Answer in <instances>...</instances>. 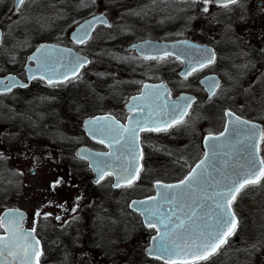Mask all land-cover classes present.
Returning <instances> with one entry per match:
<instances>
[{
    "label": "rangeland",
    "instance_id": "1",
    "mask_svg": "<svg viewBox=\"0 0 264 264\" xmlns=\"http://www.w3.org/2000/svg\"><path fill=\"white\" fill-rule=\"evenodd\" d=\"M81 1L86 2L85 0ZM146 1L143 4L128 7L119 4L116 0H88V5L69 14L64 10L57 9V0H25L13 20L7 23L6 40L2 48H11L13 50L12 59L21 61L40 40L49 39L59 42L66 40L77 21L87 15L99 12L104 6L113 19V24L110 27L100 26L92 39L81 48L83 52L93 57L90 68L92 73H85L69 84L53 88V92L59 99L58 102H56V98L50 99L44 95L39 97L33 95V92H29L31 90L17 92V94L14 92L13 95H10L8 109L12 112L11 124L13 126L11 132L8 131L6 134L0 132V213L9 205L22 207L29 212L30 216L26 224L39 229L45 239L48 256L46 264H159V262L153 261L154 259H144L143 242L149 234L140 226L138 214L129 210L128 202L134 196L139 197L153 191V182L157 179L175 180L180 178L191 165V160H195L193 153L196 152L194 145L182 148L181 152L184 151L182 155L177 151L174 152L173 148L172 152L160 151L151 145L150 151L147 150V166L144 167L146 182L144 184L139 182L131 188L122 189L123 211L120 215L107 218L99 210L101 206L92 210L94 213H91L89 218H85L82 214L69 218L70 221L60 217L57 219L51 198L53 190L48 186L59 175L66 177L67 174L66 171L56 168L51 158L47 157L46 144L77 146L87 140L82 134H68L64 130L57 129L62 123L60 118H57L60 117L58 114L60 100L67 98L71 100V104H74L71 114L78 119L82 118L89 110L94 112L99 109L115 108L123 100L125 101L129 94L138 90L144 80H159L166 77L174 92L193 91L199 99L187 122L189 125L180 126L179 132H174L176 134H183L186 135V138H191L188 130L191 128L193 131L197 117L203 115V117L212 118L211 123L216 116H220V119L224 120V108L233 105L236 107L235 105L240 106V104L244 105L240 110L242 114L253 116L264 123V71L261 73H254L250 70L242 72V66L234 72V65L227 66L226 69H223L226 83L219 95L213 101L208 102L198 79L208 70H216L217 67L210 66L195 73L194 76L182 78L178 74L182 62L174 56L145 59L136 53L124 50L125 44L138 39L184 37L195 30H201V27L204 32L210 27L200 24L199 21L195 22L193 15L188 14L193 11L191 7H183V12L186 14H182L180 18L179 12L175 10L174 2L169 0ZM12 7L13 0H0V8H3L0 15H6L7 11L12 10ZM63 13L65 15L56 18ZM17 26L22 28L18 29L21 30L20 33H16ZM36 38L39 40H35ZM209 42L213 43V40L210 39ZM227 42L230 47L233 45V48L239 51L238 44L234 39L231 41L228 39ZM3 59L7 58L2 55L1 51L0 61H4ZM12 66H15L14 62H12ZM88 74L92 76L91 79L88 78ZM243 80L247 81L248 87L242 85ZM43 90L48 93L51 89L44 88ZM33 97L38 98V101L35 102L34 99H31ZM85 100L88 105L82 104ZM66 112L68 110L64 113ZM51 113L53 115H50ZM23 117L37 118L36 121H46L50 126H53L50 130L46 129L40 137L42 146L30 148L33 143L25 137L24 125L21 123L18 125L16 122L17 119ZM47 118L53 119V122L47 121ZM54 119L57 120L54 121ZM36 121L32 120L33 123ZM3 122L2 119L0 123ZM211 125L213 126V124ZM221 126L222 124L219 127ZM36 128L31 131H35ZM39 128L43 129V126H39ZM31 131L28 135L34 134ZM163 138L169 140L166 137ZM19 146L23 147L24 153L19 151ZM36 153L37 155H35ZM5 159L7 162L16 161L11 170L6 166ZM76 163L78 161L75 162V166L71 170L75 179L80 180L79 178L87 172V169L84 164L80 166ZM32 167L36 169L35 173L31 172ZM19 168L21 174L17 175L16 171ZM19 177H22L23 184L18 179ZM81 196L82 191L79 187H75L73 199L76 204L81 201ZM103 199H106L104 194ZM234 206L242 227L250 228L251 240H264V225L262 224L264 223V176L259 184L243 190L234 202ZM37 213L40 215L37 216ZM87 229L93 232L92 239L89 237ZM88 244L102 248L101 253L105 252L108 257L114 258L112 260H87L74 256L75 249L83 250V247ZM115 248L119 249L116 251ZM255 248L258 249V247ZM250 254L252 257H249ZM117 255L121 257L119 260L115 258ZM142 258L144 260H140ZM240 259L242 260V262L239 260L240 264H247L248 261L252 264H264V245L257 251L254 248L250 249L247 255L241 256ZM230 262L231 256L225 254L217 260H211L204 264H229Z\"/></svg>",
    "mask_w": 264,
    "mask_h": 264
},
{
    "label": "water",
    "instance_id": "2",
    "mask_svg": "<svg viewBox=\"0 0 264 264\" xmlns=\"http://www.w3.org/2000/svg\"><path fill=\"white\" fill-rule=\"evenodd\" d=\"M14 6L16 10L19 9L21 5H18V0H15ZM97 17L104 20L105 23H97L94 19ZM109 22L110 19L104 13L93 14L78 23L70 33V36L76 42L77 39H84L86 42L93 34V31L97 25L109 24ZM2 34L3 29L0 26V42L2 39ZM132 48H136L139 53L147 56L173 54L176 57H179L184 61V66L180 70V74L183 76H185V73H188L187 75H189L191 72H193V68H200V63L205 62L208 57L214 55L215 59L216 56L215 50L212 46L194 41L190 38L178 40H160L148 38L126 46V49ZM76 58H79L80 60L86 59L88 63L90 62V57L88 55L77 51L73 47L45 41L40 43L28 55L26 64V70L28 74L27 80H23L17 74L10 72L5 76H0V81H5V83L14 81V87L27 85L33 79L32 77L37 76H43L47 81L49 79L54 81H63L65 80L64 74L67 73L68 78L72 76L69 72V64L70 62L75 63ZM30 61H34L35 63L31 64ZM82 67H79L76 70V74L79 73ZM219 82V77L216 74H209L201 79V83L207 89L209 96L212 95L213 85L217 84L219 86ZM144 85H149L151 87L146 89L143 86L142 93H144V98L135 101V104H138V108H142V111L137 113L135 112L133 115L129 116L126 125H123L120 121H117L113 115L108 113L85 118L83 127L87 133L97 140H104V143L112 145L108 151L95 150L87 145H82L77 148V155L88 159L90 162L94 172L93 181L96 182L98 179H101L97 171H95L97 164L100 161L106 162L108 165V167L105 168L104 176L107 173H113L115 176V184L118 182L124 184L126 182L123 179L118 181V177L126 175L123 172V169L128 167L129 164L135 165V167L129 168V171L139 176V171L142 166L143 151L140 142V132L138 133V139L136 140L134 146L126 145L124 140H122L118 145L112 142V137L109 135L106 129L96 130V126L87 124V121L94 120L97 117L111 116L115 121L119 122V125L132 126L130 125V120L132 122H135L136 120H147L148 113L150 111L152 113H160L158 117L153 118L167 121L169 117L164 115V113H171L172 106L174 104L180 105V108H178L177 111H180L186 107L188 113L192 103L196 100V96L194 94L184 91L178 94L176 97H172L170 88L166 81L156 83L146 82ZM217 88L218 87H216L214 90L216 91ZM140 96L141 94L132 96L130 101L126 104V108L130 109V107L133 105V97ZM188 100L191 102L190 107L186 104V101ZM185 116H183V118ZM235 118L245 121V119H242L236 115L232 117L228 116L225 131L220 135L215 136L218 137L217 140L209 141L208 139L206 143V155L208 159L205 161L203 166L204 174L197 182L192 183L191 186L184 185L181 188L165 189L163 187L164 185H176L179 184L180 181H157L159 184L157 182L155 183L157 191L154 195L144 198H134L131 200L130 207L141 214L145 225L147 216L142 215V212H144L145 209L158 208L159 215L171 217L169 228H174V231H172L170 239L175 241V250L171 255H164L159 251L158 240H154L153 237H158V235L164 233V228L160 227L159 234L156 232L151 237L149 244L146 246L147 254L149 255V251L152 253L149 255L150 257L158 258L168 263L197 261L193 260L190 252L194 242L198 243L202 237V234L208 231L209 226H213L215 224L216 208L214 201L218 199V197L215 196V193L221 191L225 185L228 184L229 177L235 178L236 174L246 172V170L249 168V162L253 159L257 161L256 174L260 175L261 166L259 164V160H262V158L258 149L260 139L259 133L262 131V126L260 124L258 125V138L256 140L249 141L247 137L251 134L247 133L246 131L248 125L234 124L233 121ZM176 119L177 117H175L173 114V123H175ZM101 123L103 124L105 122L101 121ZM149 126L155 127L156 125ZM159 126L164 127L166 125L161 123ZM112 127L115 128L116 125L113 124ZM103 153H111L112 155H97ZM129 153H132V155H129ZM133 155L136 157L135 160H133ZM117 157H119V159H117ZM204 158H202L192 169H195L196 166L200 164L202 160H204ZM103 166L104 165L101 164V167ZM191 171L186 177L190 175ZM197 171L199 172L202 170L197 169ZM136 179H134V181ZM166 192L169 196L168 201L164 200V195ZM153 197L156 199H150ZM133 202L137 203L134 204ZM10 210H18V212L22 214V216H17V219L19 220V228L23 233H27L28 231L32 230L22 227L28 214L21 208L9 207L2 212L0 217H6V214L9 213ZM230 211L234 213L232 206L230 207ZM235 219L238 220L236 214ZM5 222L7 223V217ZM176 225L182 226L176 227ZM230 226L231 225H229V227ZM224 231L226 232L227 228H225ZM8 235L9 232H7L5 229L4 232L0 233V236L6 238ZM19 235L20 233H18V236ZM32 238L40 242L39 247L42 250L41 240L37 237L35 232L32 233ZM11 251L15 253V255H9L8 251L6 250L4 255L0 256V261H2L3 264H24V255L22 250L16 246H13Z\"/></svg>",
    "mask_w": 264,
    "mask_h": 264
},
{
    "label": "flooded vegetation",
    "instance_id": "3",
    "mask_svg": "<svg viewBox=\"0 0 264 264\" xmlns=\"http://www.w3.org/2000/svg\"><path fill=\"white\" fill-rule=\"evenodd\" d=\"M116 1H118L119 4L127 5L128 7L147 2L146 0H116ZM169 1L174 2V4L176 5L175 10L179 12L180 18L182 17V14L183 15L186 14V12L185 13L183 12L184 10L183 7H191L193 11L188 14L193 15L192 17L195 20V22L199 21V23L202 25L206 24L210 26L208 29H205V32L201 27V30L199 31L195 30L193 33L184 36V37L191 36L202 42L210 43L214 46L216 50L217 56L214 63L211 65L217 67L216 70H212V71L208 70L199 77V80L202 76L206 74L216 73L220 77L221 85L216 95L211 98L207 97L205 90L202 88L205 93L206 101H211V100L213 101V99H215L219 95L220 90L226 83L223 69H226L227 66L231 64L234 65L235 66L233 67L234 72L236 71V69H238V67H242V66H243L242 72H248V70H250L253 71L254 73H261L264 71V0H238V3L230 4L228 7H223L221 4L215 2V0H211V2L207 4L204 3V0H169ZM204 8H207L208 11H204ZM100 12H105L111 19L110 24L101 25V26L110 27L113 24V19L106 10V6H104L100 10ZM0 17H5V15L4 16L0 15ZM10 21L11 20H9L8 23ZM0 25L5 30V32H3V40L0 43V52L2 51V55L5 58H7V59H3L4 61H0V76H4L8 72H14L17 75H19L21 78L27 79L28 78V74L26 70L27 56L37 44L28 51L24 60L18 61L17 59H12L11 53L13 52V50L7 47H5L4 49L2 48V45L6 40L5 35L7 30V27H5L2 24V18H0ZM229 35H231L232 37H230ZM210 39L213 40V43L209 42ZM228 39L229 41L234 39L237 42L240 52L234 49L233 45L232 47H230V45L227 42ZM67 41H70L69 38L67 39ZM139 57L145 58L140 55ZM12 62L15 63L14 67L12 66ZM208 67L196 71L195 73H199L200 71ZM195 73L191 74L190 76L192 75L194 76ZM160 80H168V79L164 77L163 79ZM70 81L71 80L64 83H55L53 85H50L43 77H35L30 81V83L26 87L18 86L10 91L0 92V122L2 119L4 121L3 123H0V132H3L4 134L8 133V131L11 132V127L13 126V124H11L12 112L10 109H8V105H10L9 104L10 95H13L14 92L17 94V92H27L31 90L29 92H33V95H36L38 97L40 95H44L50 99L56 98L57 99L56 102H58L59 99L56 96L55 92H53V90L55 89V87H61L65 84H69ZM145 81L146 80H144L141 83L138 90H135L133 93L129 94L128 98L125 101L123 100V102L117 105L115 108L113 107L110 110L99 109L94 112H91V110H89L84 114L82 118L76 119L71 114L73 112V111L71 112V110L74 108V104H71V100L69 98H67L66 100L63 99L60 100L61 102L60 104L57 103L59 104L58 109L60 110L58 112L60 117L57 118H60V120L62 121V123H60L61 126L57 129L64 130L68 134L79 133L80 135L81 134L84 135V137L87 139L86 141H82V143L78 144L77 146L75 145L61 146L55 144L53 145L46 142L47 144L45 150L47 152L46 153L47 157L51 158L56 168H60L61 170L66 171L67 174L66 177L59 175L57 179L48 186L53 190L51 198L53 199V211L56 213L57 217H60L61 219L64 218L68 221L69 218L73 216L76 217V216H81L83 214L85 218H89L91 216V213H94L92 212V210L97 209L101 206L102 207L99 210H101L102 213L107 218H111L112 216L116 217L120 215V213H122L123 206L121 203V199H122V189H124V187L123 186L114 187V176L112 174H108L99 183H93L90 163L87 159L76 155V148L79 145H88L95 149L108 150V146L105 143H100L99 141L94 140L84 131L83 119L88 115L97 114L99 112H110L113 115H115L117 119L121 120L122 122H126L128 116L131 114V112L125 107L126 102L133 94H137L138 92L142 91L143 84ZM246 82L245 80H243L242 85L244 87L249 86L246 85ZM44 88H48L51 90L47 93L45 90H43ZM31 99H34L35 102L38 101V98L33 97ZM82 104L88 105L87 100H85ZM233 106H226L224 108V120L216 116L213 120V123H211L212 118L209 119L208 117H203V115L197 117V122L195 124V128L193 129V131L191 128L188 130V133H190L189 136H191V138H186V135L183 134H176L179 132L178 130H180L179 129L180 126L189 125V123H187L188 119H185L184 123L173 125L172 127L169 128L167 132L141 131V143L143 147V164L145 165L147 163V150L150 151L151 145L153 147H156L160 151L166 150L172 152L171 149L173 148L174 152L177 151L182 155V153H184L183 151L181 152L182 148H187L188 146H190L191 143L194 144L196 142L198 145H200L201 152H203L204 135L207 133V131L219 132L220 130L223 129L226 122L225 112L227 109H231L236 113L242 115L240 110L241 108H243L244 105L240 104V106L237 105H235L236 107ZM140 109H141L140 107L135 108L132 110V112L140 111ZM66 110H68V112L64 113ZM53 113H51L50 115H53ZM26 116H28V114H26ZM32 120L36 121L37 118L28 119L26 117H23L17 119L16 122L18 125L20 123L24 125L26 131L25 137L28 139V141H31L33 143L30 145V148L33 146H34L33 148H36L39 147V145L42 146V141L39 139L40 137H42L44 131L46 129L50 130L53 126H50L46 121H42V122L36 121L35 123H33ZM46 120L49 122H53V119L47 118ZM56 120L57 119H54V121ZM211 124L213 125L215 124L218 127L222 124V127L215 128ZM39 126H43V129L39 128ZM34 128H36L35 131H31ZM30 131L34 134L28 135ZM175 131L176 133H174ZM195 131L198 132L197 137H195L196 134ZM171 132L174 134H172ZM163 137H166L169 140H165ZM22 148L20 147L19 151L24 153V150ZM35 155H37V153ZM77 161L78 163H76V165L81 166L82 164H84L87 169V172L82 174V177L79 178L80 180L75 179L74 174L72 173L71 170L75 166V162ZM15 163L16 161L11 160L10 162L9 161L7 162V160L5 159V164L10 170L15 166ZM32 169L35 168L34 167L31 168V172L35 173L36 169L34 171H32ZM16 173L17 175L21 174L20 168L19 170L16 171ZM9 179L10 180L12 179L11 176L9 177ZM18 179H20L21 184H23L22 177H19ZM56 181H59V183L57 184ZM139 182L144 184V182H146V179L142 177L140 178ZM54 184L55 187H53ZM75 187H79L80 190L82 191L81 201H79L77 204L73 199ZM151 193L153 192H147L145 194L148 195ZM103 194L106 195V199L102 200ZM104 212L107 214H105ZM35 229L43 244V254L41 259L46 260L48 256L45 245V239L42 233L39 231V229L37 228ZM87 232L90 238L94 237L92 236L93 232L90 229H87ZM101 249L102 248H99L98 246H92L88 244L83 247V250L75 249L73 254L79 259L86 258L87 260H112L114 258L112 256L108 257L107 254H105V252L101 253ZM118 249L119 248H115L116 251ZM115 258L116 260H119L121 257L117 255Z\"/></svg>",
    "mask_w": 264,
    "mask_h": 264
},
{
    "label": "snow or ice",
    "instance_id": "4",
    "mask_svg": "<svg viewBox=\"0 0 264 264\" xmlns=\"http://www.w3.org/2000/svg\"><path fill=\"white\" fill-rule=\"evenodd\" d=\"M211 2V0H204V3L207 4ZM215 2L221 4L223 7H228L230 4H236L238 3V0H215ZM25 3V0H18V5H23ZM18 10V9H17ZM204 11H208L207 8H204ZM97 23H105L104 20L97 17L94 18ZM83 27V26H82ZM78 43H84V39H77ZM186 43V42H185ZM135 47V46H133ZM163 58V57H161ZM145 59H155V57H145ZM179 59V57H177ZM214 61V55L208 57L205 62L200 63V68L206 67L208 64L212 63ZM88 61L80 60L79 58H76L75 63L70 62L69 64V72L71 75L75 78L76 77V70L79 67H82L84 64H87ZM193 71L196 69L193 68ZM188 73H185L184 75L187 76ZM35 78V77H32ZM64 79H68V74H64ZM48 83L50 85H53L56 83V81L49 79ZM15 86V82L11 81L8 83H5V81H0V91H10L12 87ZM21 87H26L27 85H20ZM151 86L144 85V88H149ZM218 87L217 84L213 85V91L212 95H215V88ZM144 98V93H141L140 97H133V105L130 107V111H132L135 108H138V105L135 104V101L139 99ZM190 100L186 101L187 106L190 107ZM180 108V105L174 104L172 106V112L171 113H164V115L168 116L169 119L167 121H162L160 119H156L153 117H158L160 113H152L151 111L148 113V119L144 121L136 120L135 122H132L130 120V125L132 126H122L119 125V122L115 121L113 117L106 116V117H97L94 120L87 121L86 123L89 125H95L96 130L106 129L112 137V142L114 144H120L122 140L126 142V145H132L134 146L136 143V140L138 139V133L141 131H164L167 132L170 127L173 126V114L177 119L175 120V123H184L183 116L187 115V109L186 107L181 109L180 111H177V109ZM142 111V109H140ZM225 115L232 117L234 116L233 113L230 111L226 112ZM101 121H104L105 123H101ZM161 123H164L166 126L160 127L159 125ZM236 125H250V122L248 121H241L239 118H235L233 121ZM115 124L116 127L113 128L112 125ZM149 125H156L155 127H151ZM250 128L252 129L251 135L247 137L249 141L256 140L257 137V131L255 125H250ZM260 138H264V131H260L259 133ZM209 141L217 140L218 137L215 136H209ZM100 143H104V140H100ZM112 145L110 144L109 147ZM97 155H103V156H109L112 155L111 153H103V154H97ZM129 155H132V153H129ZM119 159V157H117ZM136 157L133 155V160H135ZM208 159L207 155H205L204 160L200 162L196 166L195 169H192L190 175L186 177L184 180L180 181L179 184L176 185H164L163 187L165 189H173V188H181L184 185L191 186L192 183H195L199 180V178L204 174L203 166L205 164V161ZM101 164L104 166L101 167ZM256 164L257 161L255 159L251 160L249 162V168L244 173L236 174L235 178L229 177L228 178V184L225 185V187L221 190L215 193V196L218 197L215 203L216 208V220L215 224L213 226H209L208 231L204 234H202V237L200 238L199 242H194L193 247L191 249L190 255L193 257V260H207L212 255H215L220 248L228 243V238L233 236L236 232V228L238 226V220L235 219V213L230 211L231 203L236 199V197L240 194V192L247 188L249 185H255L260 182L261 176H264V160H259L260 164V175L256 174ZM108 167L106 162L100 161L97 164V167L95 171L99 174L100 178L102 179L105 174V168ZM135 167L134 164H129L128 167H125L123 169V172L126 174L124 176L118 177V181L123 179L126 182L124 184L116 183L114 187H131L134 183V179L138 178V175L134 174L133 172L129 171V168ZM197 169H201L202 171H197ZM111 174V173H109ZM97 183L100 182V179L96 181ZM58 184L59 181H56ZM159 184V182H157ZM55 187V184L53 185ZM150 199H156L155 197ZM164 200L168 201L169 196L167 192L164 195ZM134 204L137 202H133ZM139 203H145V202H139ZM37 216L40 215V213L36 214ZM142 215H146L147 219L145 220V223L148 228L150 229H156L157 233L159 234L160 227L164 228V233L161 235H158V237H153L154 240H158V249L161 253L164 255H171L173 251L176 248L175 241L170 239L172 231H174V228H169V223L171 222L170 216H162L159 215V209H145L144 212H142ZM17 216H22L21 213L18 212V210H10L9 213L6 214L7 217V223L5 222L6 217H0V228L5 229L7 232H9L8 237L0 236V256H3L5 251H8L9 255H15L11 251V248L13 246H16L20 248L24 255V264H40L39 257L43 254L42 250L39 247L40 242L38 240H35L32 238V233L35 232V228L28 231L27 233H23L22 230L19 228V220L17 219ZM59 219V217H57ZM229 225H231L229 227ZM182 225H176V227H181ZM227 228V231L225 232L224 229ZM18 233L20 235L18 236ZM151 251H149V255H151ZM0 264H3L2 261H0ZM169 264H174V262H169ZM183 264H188V261H184Z\"/></svg>",
    "mask_w": 264,
    "mask_h": 264
},
{
    "label": "trees",
    "instance_id": "5",
    "mask_svg": "<svg viewBox=\"0 0 264 264\" xmlns=\"http://www.w3.org/2000/svg\"><path fill=\"white\" fill-rule=\"evenodd\" d=\"M57 1H58L57 9L64 10L66 11V13L69 14L75 12L76 10L80 9L85 5H88L87 2L88 0H85L86 2H82L81 0H57ZM62 15L65 14L64 13L60 14L56 18H60ZM2 24L6 27V18L2 20ZM17 27H18L17 30L21 28L20 26ZM20 31L21 30H18L16 31V33H20ZM37 39L39 38H36L35 40ZM251 235L252 233L248 226L245 227L239 226L235 234L228 240V243L225 244V246L222 248L220 255L229 253L231 255V260H241L240 259L241 256L243 257V255H247V252L250 251V249L254 248L257 251L259 248H261L264 245V240L255 241L253 239L254 241H252L250 238ZM255 247H258V249ZM235 249L237 250V252L235 251ZM250 256L252 257L251 254L249 255V257ZM215 257H217V255ZM44 261L45 260H43V262Z\"/></svg>",
    "mask_w": 264,
    "mask_h": 264
}]
</instances>
